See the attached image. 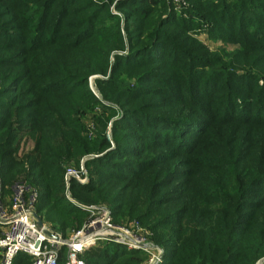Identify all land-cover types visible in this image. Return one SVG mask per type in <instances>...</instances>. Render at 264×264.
I'll use <instances>...</instances> for the list:
<instances>
[{
    "label": "trees",
    "instance_id": "trees-1",
    "mask_svg": "<svg viewBox=\"0 0 264 264\" xmlns=\"http://www.w3.org/2000/svg\"><path fill=\"white\" fill-rule=\"evenodd\" d=\"M190 1L182 16L168 0H0V189L22 178L36 215L63 228L82 213L62 192L63 163L103 152L83 161L88 181L71 180L70 195L147 227L158 264H254L264 256V77L235 71V53L226 62L188 31L202 24L258 66L264 0ZM92 74H107L94 83L121 107L111 146L105 122L92 136L80 123L108 108L87 88ZM22 139L31 147L17 153ZM140 256L102 242L82 258Z\"/></svg>",
    "mask_w": 264,
    "mask_h": 264
},
{
    "label": "built area",
    "instance_id": "built-area-1",
    "mask_svg": "<svg viewBox=\"0 0 264 264\" xmlns=\"http://www.w3.org/2000/svg\"><path fill=\"white\" fill-rule=\"evenodd\" d=\"M169 1L174 9L183 3L182 0ZM71 180L79 184L87 181L83 159L75 166L63 168L62 181L67 199ZM35 196V190L22 180L11 182L5 194L0 189V264H12L17 253L26 254L29 264H57L60 258L62 264H86L82 258L84 251L100 242L141 251L145 255L141 264L161 261L162 249L151 242L137 221L116 224L108 209L96 207L91 211L93 216L79 228L62 235L52 232L43 223H36ZM254 264H264V257Z\"/></svg>",
    "mask_w": 264,
    "mask_h": 264
},
{
    "label": "rangeland",
    "instance_id": "rangeland-1",
    "mask_svg": "<svg viewBox=\"0 0 264 264\" xmlns=\"http://www.w3.org/2000/svg\"><path fill=\"white\" fill-rule=\"evenodd\" d=\"M182 1H183V3L180 4L179 7H177L176 9H174V8L173 9L176 13H178L182 16H185V13L183 11L189 6L191 1L190 0H182ZM168 2L170 4L169 0H168ZM158 10H161V9L158 8ZM162 10H163L162 12H164V9H162ZM152 15H155V14H152ZM199 26L200 27L197 26V28H194L191 31H188V34L191 37L197 38L201 43H203L207 47V49L209 51L215 52L219 57L224 59V61H226V62L228 61L230 56L232 55L231 57H233V53H235V55L233 57V61H232V63H230V66L237 72H246L247 71V72L254 73L258 77L257 83L258 84L262 83L261 78L264 77V62L263 63L261 62L258 66H256L257 65L256 63L261 61L260 58H254L255 55H252V58L251 59L249 58L250 60H246V58H244V59L241 58L239 56V51L241 50V46L238 43L223 42L220 39H211L205 33V27L202 24H200ZM106 77H107V74H105V75L92 74V75L87 76L86 85H87L88 90L96 98H99L102 101V103L104 104V106L107 105L108 108L100 106V107H95L92 112H85L83 117H81V119H80V123L82 124L83 128L86 130V135L92 136V134H91L92 130L97 129L98 126H100L101 124H103L105 122L104 127H103V132H104V135L106 136V139L109 141V145L111 146V145H113L112 135H111V122L114 121V119H117L120 117L121 107L118 105V103H115L111 100H103L101 98L100 91H99L98 87H96L94 80H95V78L96 79H102V78L104 79ZM30 147H31V145H30L29 141L22 139L19 143V150L17 151V153L22 152V151L24 153H26L30 149ZM102 153L85 154V155L80 156L78 160L83 159V161H84L87 158L95 157V156L101 155ZM67 165L75 166L73 162L63 163V167L67 166ZM15 178H14L15 180L22 179L18 176ZM87 181H88V175H87ZM86 182H84V183H86ZM84 183H82V184H84ZM117 185H119V184H117ZM62 192H63L64 197H65L66 190L64 189V185L62 188ZM67 192L69 193V194H67L69 199L71 198L73 201H70L69 199H67L65 197L66 200H68L74 206H76L78 209H80L82 211V213L79 216H77V218H74V220H72L68 225H66L63 228L55 226L54 224L47 222L45 219H43L42 216H41V218L39 217L41 222L52 232L59 233V234L63 233L64 235H66L67 233L75 230L77 227L79 228L87 219H89L91 216H93L91 211L94 210L96 207L106 208L110 212L109 206L105 202H101V201L88 202V203L78 202L77 200H74V198L71 197L69 189L67 190ZM110 215H111V213H110ZM71 217H73V216H71ZM133 220L137 221L134 218H124L123 220H120L119 223H116V224H123V223H127V222L133 221ZM75 221L78 222V224L74 225L73 223ZM137 223H138V221H137ZM140 226L143 229H145V231L148 234V238L151 240V242L154 245H157L158 247H160L162 249V247L159 246L158 244H156L152 240V238L150 237V235L152 234L151 231L148 230V228L143 226V225H140ZM100 243H102V242H100ZM127 250H134V249H127ZM162 252H163V249H162ZM126 256L135 258V256H130V255H126ZM126 256H121V258L123 259ZM140 257H141V260L139 261L138 264L143 263V261L145 259V255L143 254V256H140ZM262 257H264V256H262Z\"/></svg>",
    "mask_w": 264,
    "mask_h": 264
},
{
    "label": "water",
    "instance_id": "water-1",
    "mask_svg": "<svg viewBox=\"0 0 264 264\" xmlns=\"http://www.w3.org/2000/svg\"><path fill=\"white\" fill-rule=\"evenodd\" d=\"M36 223L38 225H42V222H41V220H40V218L38 216H36Z\"/></svg>",
    "mask_w": 264,
    "mask_h": 264
},
{
    "label": "crops",
    "instance_id": "crops-1",
    "mask_svg": "<svg viewBox=\"0 0 264 264\" xmlns=\"http://www.w3.org/2000/svg\"><path fill=\"white\" fill-rule=\"evenodd\" d=\"M96 246H98V245H96ZM95 247V246H94Z\"/></svg>",
    "mask_w": 264,
    "mask_h": 264
}]
</instances>
